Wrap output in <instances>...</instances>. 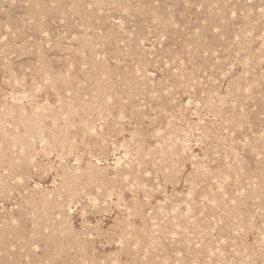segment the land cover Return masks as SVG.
<instances>
[{
	"label": "rangeland",
	"instance_id": "obj_1",
	"mask_svg": "<svg viewBox=\"0 0 264 264\" xmlns=\"http://www.w3.org/2000/svg\"><path fill=\"white\" fill-rule=\"evenodd\" d=\"M0 264H264V0H0Z\"/></svg>",
	"mask_w": 264,
	"mask_h": 264
},
{
	"label": "bare ground",
	"instance_id": "obj_2",
	"mask_svg": "<svg viewBox=\"0 0 264 264\" xmlns=\"http://www.w3.org/2000/svg\"><path fill=\"white\" fill-rule=\"evenodd\" d=\"M161 26V25H160ZM85 58V57H84ZM96 78V77H95ZM31 125V124H30ZM3 129V128H2ZM5 131V130H4ZM7 133V132H6ZM175 135V134H174ZM181 146V145H180ZM260 183V182H259ZM73 185V184H72ZM70 187V186H69ZM45 209V208H44ZM230 223V222H229ZM150 246V245H149ZM84 249V248H83ZM136 249V248H135ZM148 250V249H147ZM139 258V257H138Z\"/></svg>",
	"mask_w": 264,
	"mask_h": 264
}]
</instances>
